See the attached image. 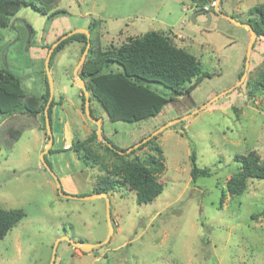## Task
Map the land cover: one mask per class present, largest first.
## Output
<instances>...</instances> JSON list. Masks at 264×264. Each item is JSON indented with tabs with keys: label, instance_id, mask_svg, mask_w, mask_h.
Here are the masks:
<instances>
[{
	"label": "rangeland",
	"instance_id": "1",
	"mask_svg": "<svg viewBox=\"0 0 264 264\" xmlns=\"http://www.w3.org/2000/svg\"><path fill=\"white\" fill-rule=\"evenodd\" d=\"M40 1L48 15L59 12L49 18L22 6L10 25L0 28V68L20 76L28 95L46 93L45 60L50 49L46 46L89 26L90 37L102 50L148 30L160 31L176 47L193 54L210 76L189 95L175 97L157 116L137 122L111 121L92 102L95 114L103 118V136L125 148L200 108L154 135L153 144L129 154L144 159L157 145L162 147L165 168L158 179L164 190L142 204L128 186L110 192L113 231L105 197L60 196L41 158L48 142L41 116L0 114V207L22 208L26 213L1 240L0 264H50L56 243L54 264H264V180H249L241 195H230L226 189L227 180L239 169L236 154L255 150L264 161V92L258 84L264 77V36L256 38L246 68L250 30L222 16L241 23L256 20L258 16L250 11L264 8V0H215L205 7L207 12L193 0ZM83 46L70 42L52 60L53 97L63 99L53 108V125L59 116H65L68 125L67 138L59 142L55 131L53 151L45 154L63 191L76 196L92 194L103 174L101 167L85 166L75 148L69 147L97 127L81 108V92L74 80ZM77 113L79 122L72 126ZM100 141L97 138L90 146L110 164L113 159ZM192 151L200 167L211 169L210 176L192 179ZM68 171H74V183L64 180ZM65 236L89 243L109 240L83 252Z\"/></svg>",
	"mask_w": 264,
	"mask_h": 264
},
{
	"label": "trees",
	"instance_id": "2",
	"mask_svg": "<svg viewBox=\"0 0 264 264\" xmlns=\"http://www.w3.org/2000/svg\"><path fill=\"white\" fill-rule=\"evenodd\" d=\"M40 0H0V28L10 25L22 6H29L43 15H48V8ZM197 7L207 12L210 2L215 0H193ZM211 2V3H212ZM59 11L48 15L49 18ZM256 14L258 19H249L248 23L253 27L256 38L264 36V8L255 6L250 11ZM93 33L92 26L88 27ZM59 36L58 38H60ZM256 39V40H257ZM83 42L85 49L87 36L85 33H75L62 40L52 53L50 66L56 53L68 43ZM51 47V44L46 46ZM80 74L86 82L90 93L91 113L95 114L92 102H97L107 113L111 121L137 122L157 116L170 101L180 95H189L203 78L210 74L202 70L201 62L183 48L176 47L169 37L156 30H148L141 35L130 37L118 47L101 49L95 46L91 38V46L86 60L81 67ZM243 72L240 73L242 76ZM47 90L42 96L28 95L22 85L21 77L13 71L0 68V114L13 115L27 113L33 116H41L42 129L46 133L44 110L50 97L47 77ZM194 83L183 90L188 83ZM264 92V77L258 82ZM159 87H163L160 89ZM81 92V108L84 110L85 96ZM60 103L54 98L49 106L51 127L53 123L52 113L56 104ZM41 126V125H40ZM53 132V127H52ZM106 138V136H104ZM99 138L96 129L84 139L75 138L71 147L77 151L78 158L85 166H98L103 174L97 178L92 193L105 192L109 194L122 186L136 192V201L139 204L148 203L158 197L164 190V184L158 179L165 168L163 149L160 145L154 148L144 159L138 156L129 158L136 150L153 144L154 138L147 140L138 148L129 153L121 154L117 150H127L111 140L114 145L111 148L103 140L100 141L106 155L113 159L107 164L105 156L94 151L91 142ZM142 141V140H140ZM47 143V142H46ZM55 141H53V144ZM131 147V146H130ZM66 149V148H65ZM53 151V145L49 152ZM191 176L194 181L200 177L210 176L211 169L200 167L197 163V155L192 151ZM46 159V158H45ZM47 161V160H46ZM235 161L239 169L227 180L226 189L230 195H241L248 189V181L251 179L264 180V161L258 152L250 151L247 154H236ZM225 198L222 193L221 201ZM22 208L5 209L0 207V242L7 233L25 217ZM80 241H82L80 239Z\"/></svg>",
	"mask_w": 264,
	"mask_h": 264
},
{
	"label": "water",
	"instance_id": "3",
	"mask_svg": "<svg viewBox=\"0 0 264 264\" xmlns=\"http://www.w3.org/2000/svg\"><path fill=\"white\" fill-rule=\"evenodd\" d=\"M220 1V0H218ZM216 10H218V8H215ZM222 16H224L225 18L231 20L232 22H234L235 24L238 25H242L246 28H248L250 30L251 33V40H250V44L248 47V53L246 56V62H245V67L247 68L249 65V57L251 55V50H252V46L256 40V33L253 29V27L249 24V23H241L237 20H235L234 18H232L231 16H228L226 14L222 13ZM75 33H85L87 36V43L85 46V49L83 50V53L77 63V65L74 68V80L76 82V84L83 90L84 96H85V103H84V111L86 113V116L88 117V119L92 120L95 124H96V133L99 136V138H101V140H103L104 142H106L111 148H114V145L112 143L109 142V140L107 138H105L103 136L102 133V117L100 118H96L92 115L91 113V107H90V93L87 89L86 86V82L84 80V78L82 77V75L80 74V70L82 65L84 64L85 60H86V56L87 53L89 52V48L91 46V37H90V31L87 28H77L75 30H72L68 33L63 34L60 38H58L50 47L46 60H45V71H46V77L48 80V84H49V90H50V97L49 100L46 104L45 110H44V114H45V124H46V133L49 136L48 138V142L47 145L45 146L44 150L42 151V162L44 164V166L47 168V170H49L51 172V174L53 175L56 184H57V188L59 191L60 196L65 197V198H82V199H95L98 197H105L107 200V213H108V221L110 224V229L111 231H113V226L111 225V216H110V198L109 195L105 192H98V193H92V194H88V195H83V196H76V195H72V194H68L66 192L63 191V187H62V183L60 181V179L58 178V176L52 171L51 167L49 166L48 162L45 159V154H47L50 150V148L53 145V133H52V127H51V120H50V116H49V106L50 103L52 101L53 97V76L51 73V66H50V62H51V57H52V53L55 50L56 46L64 39L68 38L69 36L75 34ZM230 90V89H229ZM223 93H226L223 92ZM221 95V94H220ZM220 95L216 96L215 98H213L209 103L213 102L214 100L218 99L220 97ZM208 103V104H209ZM200 110V108H196L193 110L192 113L188 114V115H184L182 117L173 119L165 124H163L162 126H160V128L156 129L150 136H148L147 138L143 139L142 141L136 143L135 145L129 147L127 150L123 151L118 149L117 151L121 154H125V153H129L131 152L133 149L137 148L138 146H140L141 144H143L144 142H146L147 140L151 139L154 135H156L157 133H159L162 129L169 127L177 122H180L181 120H184L185 117L190 116L191 114H194L195 112H198ZM110 231V232H111ZM65 240H67L74 248H79L80 250H82L83 252H87L89 250H92L102 244H105L108 242L109 238L97 242V243H89L86 241H74L72 238L65 236L64 237ZM59 241V240H58ZM56 246L57 243L54 245V250H53V254H52V259L50 261V264H54V260L56 258Z\"/></svg>",
	"mask_w": 264,
	"mask_h": 264
},
{
	"label": "crops",
	"instance_id": "4",
	"mask_svg": "<svg viewBox=\"0 0 264 264\" xmlns=\"http://www.w3.org/2000/svg\"><path fill=\"white\" fill-rule=\"evenodd\" d=\"M59 102L60 103H58V104L62 105L63 104V99L61 98L59 100ZM78 113H80V112L78 111ZM78 113H77V119H76V121H74V122L73 121H70V124H72V126L75 125V122H77V121L79 122ZM17 114H19V113L13 114L12 116L17 115ZM55 120H56L55 125H53L54 121L52 123V127H53V132H52L53 133V141H55V139H56L55 138V135H54V132L57 131L58 135H60L59 142H61L62 141L61 137H65L66 136L65 128L68 125V120L65 118V116L64 117L63 116H59V118L55 117ZM102 120H103V118H102ZM66 138H67V136H66ZM44 144H45V139H44ZM67 145H70V144H65L64 147L67 146ZM72 172H74V171H68V172H65L63 174L64 180L67 182V184L74 183L75 178H73L74 177V174ZM82 172L84 173V170H82ZM89 174H90V172H87L86 173V176H88ZM76 175H77V173H76ZM62 187H63V185H62ZM92 190H93V187H92Z\"/></svg>",
	"mask_w": 264,
	"mask_h": 264
},
{
	"label": "built area",
	"instance_id": "5",
	"mask_svg": "<svg viewBox=\"0 0 264 264\" xmlns=\"http://www.w3.org/2000/svg\"><path fill=\"white\" fill-rule=\"evenodd\" d=\"M216 2H213V4H215Z\"/></svg>",
	"mask_w": 264,
	"mask_h": 264
}]
</instances>
